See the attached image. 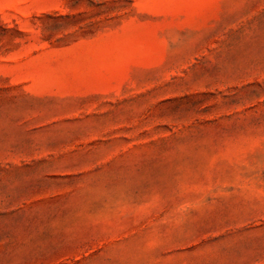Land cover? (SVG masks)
Segmentation results:
<instances>
[{"label": "rangeland", "instance_id": "rangeland-1", "mask_svg": "<svg viewBox=\"0 0 264 264\" xmlns=\"http://www.w3.org/2000/svg\"><path fill=\"white\" fill-rule=\"evenodd\" d=\"M0 264H264V0H0Z\"/></svg>", "mask_w": 264, "mask_h": 264}]
</instances>
